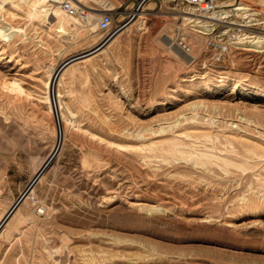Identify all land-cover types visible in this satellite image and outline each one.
Listing matches in <instances>:
<instances>
[{"label":"rangeland","instance_id":"374dc122","mask_svg":"<svg viewBox=\"0 0 264 264\" xmlns=\"http://www.w3.org/2000/svg\"><path fill=\"white\" fill-rule=\"evenodd\" d=\"M110 1L119 13L111 34L98 30L94 40L71 26L69 41L55 27L65 16L58 1L0 0V77L19 79L31 96L12 105L0 88L9 117L0 118V223L10 225L16 203L27 218L13 221V237L0 233V264H264V0H217L214 13L230 14L209 20L206 34L182 19L192 9L182 2ZM150 2L139 29L116 34ZM240 5L250 10L235 11ZM226 23L249 26L243 33L262 37L261 52L237 44L211 64L209 38ZM223 29L224 38L243 34ZM110 35L118 40L97 51ZM179 39L195 59L177 54ZM66 63L85 74L60 83L64 111L76 113L61 129L45 100L55 106V86L46 81L51 64ZM203 80L218 87L202 89ZM235 81L258 93L230 102ZM176 138L218 156L237 152L233 159L246 157L248 170L169 155L164 147ZM48 246L59 254L49 256Z\"/></svg>","mask_w":264,"mask_h":264},{"label":"bare ground","instance_id":"6f19581e","mask_svg":"<svg viewBox=\"0 0 264 264\" xmlns=\"http://www.w3.org/2000/svg\"><path fill=\"white\" fill-rule=\"evenodd\" d=\"M22 2L20 3H28L29 0H20ZM48 1V4L50 3H55L53 1H58L56 2L55 4L58 5V6H61L62 5V0H47ZM96 1H99L101 2L102 4L104 3H107L109 4L111 7H113L112 5V2L110 0H96ZM86 3L87 0L85 1ZM229 2V1H228ZM227 2V3H228ZM92 5V4H89V6ZM18 6V5H17ZM16 6V7H17ZM62 7V6H61ZM155 7V3L154 2H150L148 3L147 5H145L143 8L141 7V9L139 10V12H137L136 14H133L132 16L135 17V19L133 21L129 20L127 22L126 25H124L119 32H117L116 34H122V33H126V32H130L132 29H135V28H138L140 27V23L141 21L146 18L147 19V16L149 14H147L145 12V10L147 9H153ZM114 8V7H113ZM62 8L59 7V13L61 14V11ZM235 11L239 12V11H243L244 13H246L248 10H250V8L248 9L247 6L245 5L242 6H238L236 9H234ZM63 11V10H62ZM91 12V11H90ZM89 11L88 12H85V16L84 18L81 20L79 17H74V16H71L69 13L67 12H63L64 13V17H59L58 20H57V24L55 25L58 33L63 37V38H66L68 39L69 41H73V37L75 35V32H73V30H71V26H75L77 28H81L83 30H85V32H87L89 34V37L90 38H93L95 40V34L98 32L99 30V15L97 13H90ZM56 13V12H55ZM242 13V12H241ZM230 14V11H224L223 13H220V14H217V13H214L213 14V17H206V18H200V17H194L195 16V13H194V10L191 9V11H188V12H185L183 13L182 15V19L185 21V22H188L187 25H190L191 22H195L197 25H193V27H196V28H199V29H196V31H194L195 33L197 34H206V31H208V28L212 25V23L209 21V20H215L214 18L216 16H220V17H224L226 18L227 15ZM151 15V14H150ZM239 15V14H238ZM241 15V14H240ZM252 16V15H251ZM149 17V16H148ZM243 17V16H242ZM249 16L247 17H244L246 20L248 19ZM250 18V17H249ZM149 20V19H148ZM147 20V21H148ZM146 21V20H145ZM214 23V22H213ZM143 24V23H142ZM141 24V25H142ZM98 25V26H97ZM146 25V23H145ZM229 25V26H228ZM227 27H231L233 29H238L240 32H246V29L245 28H248L249 26H246L245 24H239V25H236L237 27H241V28H235V27H232L233 24H228ZM251 27V26H250ZM12 31L16 32L17 34H23L24 37L26 35L25 33V29L24 28H21L20 26H13L12 28ZM144 30V29H143ZM195 30V29H194ZM193 32V33H194ZM189 34H191V32H188ZM81 34V33H80ZM93 34V35H92ZM49 35V34H48ZM79 35V34H78ZM115 35V34H114ZM233 35V34H232ZM241 35V34H240ZM240 35H237V36H234L235 39H233V46L234 45H245V44H248V51L251 49L253 50H258L259 52H261L259 49H261V45H262V37L261 36H247L246 34H242L241 36ZM116 36V35H115ZM115 36L113 37L112 35H110L109 38L113 37L111 39V41L109 43H106V45L103 47H97V51H100V52H105V50L111 46V44L113 45L114 42H116L118 39H115ZM35 38V39H34ZM32 39V42H34V44L41 50L43 51L44 53H48L50 50L49 48L47 47V45L45 44L44 41H42L41 39H39V36H36ZM169 39V38H168ZM30 40V39H29ZM169 42V41H168ZM171 42V41H170ZM245 42V43H244ZM244 43V44H243ZM75 43H70V45H74ZM173 45V43H172ZM175 48V47H174ZM251 48V49H249ZM176 49V48H175ZM191 49V48H190ZM3 50V49H2ZM262 50V49H261ZM177 51V54L183 59V61H190L192 59H195V56L193 55L192 53V49L190 51V54L189 55H186V54H183L179 49H176ZM62 52L63 51H59L58 52V55H62ZM1 50H0V63H1ZM77 60V59H73L71 60L70 62L68 63H71L73 64V62ZM84 60V59H83ZM80 61L79 62H76L77 64H80ZM67 64V63H66ZM76 64V65H77ZM68 65V64H67ZM169 72V71H168ZM78 73V75L82 76L85 74V72L82 70V68L80 67V65H78L77 67L75 65H68L67 67L63 68L61 66L59 67H56L55 65L51 64L48 68V76H47V81H46V88H50L52 89L53 85L55 86L54 88V100H55V106H51V103H50V97L47 95L45 97V100L46 102L49 103V113H53L55 114V116L58 118V123L60 124L61 126V129L64 127L65 123L67 124V122H69V117H72L74 118L76 116V113L75 112H72L70 109H66L64 111V107H63V103L61 100H59V98H61V93H60V90H59V86H60V83L64 80L65 78V75L66 74H69L72 78ZM77 77V76H76ZM4 78V77H3ZM0 77V88L2 90V92H4L6 95L9 96L10 98V102L12 105H15V103L19 102L20 99L24 98V97H31L29 93H27V91L24 89L23 85H22V82L19 80V79H12L10 81L6 80V79H3ZM75 79V78H74ZM85 81V80H84ZM83 81V82H84ZM202 89H206V90H214L217 86V83L216 82H211V81H208V80H203L202 83L200 84ZM58 87V88H57ZM196 87V86H195ZM49 91V90H48ZM79 91V90H78ZM226 99L227 100H230L231 102V99L234 97V96H239V95H244V94H248V95H254L256 93H258L255 89L249 87V85L247 84H244V83H240V82H233L231 83L230 85L227 86V89H226ZM76 92V91H75ZM47 94H49V92H47ZM260 94V93H259ZM87 95V94H86ZM84 97V96H83ZM58 98V100H57ZM87 98V96H86ZM89 99V98H88ZM87 99V100H88ZM81 100V99H80ZM226 100V101H227ZM85 102V101H83ZM86 103V102H85ZM54 104V103H53ZM92 104V103H91ZM201 104L200 102H197V103H193L191 104L190 106L191 107H198V105ZM204 104V103H202ZM118 105V104H117ZM239 110V109H238ZM195 112V111H194ZM198 114V113H197ZM160 116V115H159ZM197 116V115H195ZM4 117L5 121H9V117L7 116L6 112H4L1 108H0V118ZM240 120V119H239ZM249 122V121H248ZM180 123V121H177L175 124L176 126ZM233 124V123H231ZM237 126V125H236ZM56 127V126H55ZM150 131V130H149ZM166 131L165 128H160L158 130H154V131H151L150 133L152 135L154 134H157V133H164ZM148 132V131H146ZM145 132V133H146ZM143 133V132H139L137 135H136V138L138 139H144L146 138V134ZM149 135V134H148ZM187 137V136H186ZM185 138V137H184ZM212 138V137H211ZM155 144V143H154ZM143 146V145H142ZM157 146V145H156ZM156 146H152L150 145L149 147V151H154L156 150ZM166 147V148H165ZM164 147V150L166 151L167 154L169 155H173L175 157H184V156H188L187 159H189V161L193 162L196 166L197 165H202V166H205L207 164H211V163H214V162H217V163H220L221 165H223L225 171H228L227 169H229L230 167H235L241 171H246L248 170L247 168V162H246V157L245 158H238V161H235L233 159L232 156H237V152H234V151H230L229 152V155L227 156H218L215 152H213V150L209 151V150H198L196 148L195 145H190V146H186L183 141H180L176 138L175 141L171 142V143H167V145ZM159 148V147H158ZM186 148V149H185ZM120 149V148H119ZM134 149V148H133ZM162 149V148H161ZM160 149V150H161ZM145 150V149H144ZM158 150V149H157ZM139 151V150H138ZM251 152V151H250ZM231 154V155H230ZM95 155V154H94ZM93 157V155H91ZM97 156V155H96ZM100 157V156H99ZM94 158V157H93ZM97 158V157H96ZM95 158V159H96ZM242 158V159H241ZM260 159L264 158V155L259 157ZM95 159L94 162H95ZM97 159H101L103 160L102 158H97ZM184 159V158H183ZM237 159V158H236ZM97 161V160H96ZM165 161V160H164ZM51 161L48 160L47 163H46V168L49 166V163ZM100 163V162H99ZM102 164V163H101ZM97 166V165H96ZM43 174V173H42ZM43 176V175H42ZM41 178V175L38 177V179ZM247 200V199H246ZM245 202V200H244ZM15 207H13L14 211H13V217H12V221L10 223V225H8L7 223L6 224H1L0 223V233H4L5 235H7L8 237L11 238V236L13 235L14 233V223L13 221L17 220L20 221L21 223V220L23 219H26L27 218H23V214L20 213V209H19V204H14ZM21 207V206H20ZM156 209V208H155ZM150 211V210H149ZM33 212V211H32ZM30 213V215H34L33 213ZM154 212V211H153ZM44 213V212H43ZM151 213V212H150ZM35 216V215H34ZM19 218V219H18ZM26 222V221H25ZM23 223V222H22ZM25 225V224H24ZM21 226V225H20ZM13 237V236H12ZM65 242V241H63ZM52 244V243H51ZM46 246V245H45ZM64 246V245H63ZM86 246V245H84ZM89 247V246H88ZM66 248V247H65ZM48 250V254L50 256L53 255L55 252H59V251H56L55 249L57 248H54L53 246H48L46 248ZM62 249V248H61ZM62 251V250H61ZM47 252V251H46ZM45 254V253H44ZM59 254V253H58ZM61 254V252H60ZM48 256V257H49ZM51 258V257H50ZM53 258V256H52ZM70 258V257H69Z\"/></svg>","mask_w":264,"mask_h":264},{"label":"built area","instance_id":"2783aa9c","mask_svg":"<svg viewBox=\"0 0 264 264\" xmlns=\"http://www.w3.org/2000/svg\"><path fill=\"white\" fill-rule=\"evenodd\" d=\"M62 0V10L71 15L79 17L81 20L85 16V12H94L99 15V31L103 33H112L113 26L115 24V18L119 14L118 9L111 7L109 4H102L96 0ZM174 3L182 2L187 4L190 8L194 10L195 16L200 18L209 17L212 13L215 12L217 8V0H171ZM146 2L143 1V4ZM89 4H92L89 6ZM224 20V19H223ZM220 23L225 24V22ZM191 26L197 25L194 21L190 23ZM221 26L220 24H218ZM228 23L223 25L226 29ZM223 27H218L216 30L219 33H216L212 38H209L208 47L212 50L210 57L211 64H216L222 62L226 56H228L233 47V37L231 35L224 38L223 34L229 32L228 30L223 29ZM230 28V27H229ZM225 30V32L220 33ZM239 31V30H238ZM178 49L186 55L190 54V45L185 42L184 39L177 40ZM210 64V65H211Z\"/></svg>","mask_w":264,"mask_h":264},{"label":"crops","instance_id":"0c3cea01","mask_svg":"<svg viewBox=\"0 0 264 264\" xmlns=\"http://www.w3.org/2000/svg\"><path fill=\"white\" fill-rule=\"evenodd\" d=\"M260 17H261V15H260ZM263 17V16H262Z\"/></svg>","mask_w":264,"mask_h":264}]
</instances>
